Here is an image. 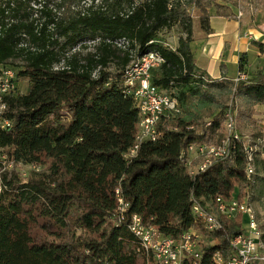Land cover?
<instances>
[{"label":"trees","instance_id":"1","mask_svg":"<svg viewBox=\"0 0 264 264\" xmlns=\"http://www.w3.org/2000/svg\"><path fill=\"white\" fill-rule=\"evenodd\" d=\"M220 1L228 2L0 0V75L13 69L17 82L30 83L27 94L7 98L12 125L0 130V150L16 164L43 169L26 179L0 176V264H145L128 227L134 215L174 240L191 229L204 234L199 264L229 253L244 219L218 215L216 200L248 198V148L235 140L229 157L195 176L181 158L190 145L217 141L229 100L242 101L232 107L241 117L245 107L264 111V70L213 81L196 66L191 10L210 34ZM173 27L182 30L175 50L160 36ZM121 40L128 49L116 45ZM149 51L165 60L152 84L178 101L180 113L162 117L157 140L130 157L141 115L125 72ZM117 191L128 205L121 223ZM195 201L218 215L221 229L206 230Z\"/></svg>","mask_w":264,"mask_h":264},{"label":"built area","instance_id":"2","mask_svg":"<svg viewBox=\"0 0 264 264\" xmlns=\"http://www.w3.org/2000/svg\"><path fill=\"white\" fill-rule=\"evenodd\" d=\"M241 19L242 12L237 14ZM153 43V42H151ZM150 43V44H151ZM116 45L128 49L129 42L121 40ZM174 49V48H172ZM133 53V52H132ZM134 60L125 72L128 92L134 95L137 107L140 110L141 120L136 137V146L130 151V157L137 154L139 146L146 140L156 141L158 138L157 125L162 117L173 116L180 113L178 101L152 84V72L165 60L155 51H149L142 56H134ZM246 75L241 73L235 82L244 80ZM17 90V75L13 69H4L0 75V130L11 127L12 121L8 118L10 107L7 98ZM237 124L236 111L229 107L225 113V128L218 143H205L190 145L181 158L185 161L191 176L207 171L214 163L230 156L234 149V141H240L235 134ZM210 125V123H209ZM248 176L254 175L253 151L249 150ZM252 151V152H251ZM119 207L116 211L118 222H124V215L128 205L117 191ZM218 215L234 220L238 216L246 217L248 227L243 233L231 242L228 254L215 253V264H264V241L259 229L257 217L252 206L245 200L240 202L237 198L216 200ZM195 216L205 224L208 232L221 229L218 215L211 213L194 202ZM129 230L139 240L145 264H199L202 259V245L199 231L191 229L185 232L180 240L164 236L156 228L146 225L140 216L134 215L128 225Z\"/></svg>","mask_w":264,"mask_h":264},{"label":"rangeland","instance_id":"3","mask_svg":"<svg viewBox=\"0 0 264 264\" xmlns=\"http://www.w3.org/2000/svg\"><path fill=\"white\" fill-rule=\"evenodd\" d=\"M228 2L220 1V10L222 15L231 13V8H235L238 14L239 12L243 13L242 19L248 20L249 22H255L258 16H264V0H227ZM216 9V8H215ZM194 16V30L197 35V39H200L198 36L201 35L202 31L200 29L199 21L197 18V11L191 10ZM215 15V10L212 11ZM225 16V15H224ZM162 38L165 39L166 46L169 48H176L178 45V41L182 36V30L180 27H173L170 30H163L160 34ZM92 44V43H89ZM119 47V46H118ZM122 48V47H119ZM29 80L21 78L17 82V90L15 92L16 95H25L29 89ZM13 94V95H15ZM197 99H191L190 103L194 104ZM242 101H234L229 100L226 105L228 107H240L242 105ZM256 107L248 108L245 107L246 117L240 116V109L236 110L237 114V124L235 129V134L239 137V139L243 142V144L249 148V150L253 151L254 160H256V165L254 164V176L253 181L254 185L249 192V196L246 199L247 202L252 206L255 211L259 229L262 233L264 239V113L260 112V110ZM243 112V111H242ZM264 112V111H263ZM211 111H205L204 116L206 120L210 121V117L208 115ZM215 111L213 114H217ZM224 133V131H222ZM221 133L217 138L216 142L218 143L221 139ZM251 151V152H252ZM256 154V157L254 156ZM0 176L1 174L8 173L9 175L18 174L22 176L24 179L28 178L31 173L36 171H42L43 169L40 167L26 166L22 164H16L12 160L8 159L3 150H0ZM248 227V220L245 217L243 228L246 229ZM199 235L201 236L200 243L201 245L206 243V237L199 231ZM264 241V240H263Z\"/></svg>","mask_w":264,"mask_h":264},{"label":"crops","instance_id":"4","mask_svg":"<svg viewBox=\"0 0 264 264\" xmlns=\"http://www.w3.org/2000/svg\"><path fill=\"white\" fill-rule=\"evenodd\" d=\"M235 8L229 16L212 14L211 33L202 30L197 39L194 30L192 51L196 66L213 81L236 80L243 61L246 76L252 77L259 70H264L263 50L252 42L264 46V16H258L255 22L239 19ZM179 42V41H178ZM178 48V45L175 49ZM263 113V107H257Z\"/></svg>","mask_w":264,"mask_h":264}]
</instances>
